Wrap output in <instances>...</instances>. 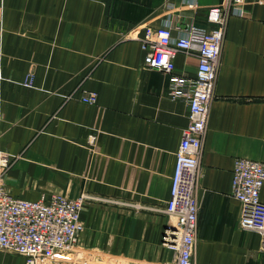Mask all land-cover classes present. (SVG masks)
Returning <instances> with one entry per match:
<instances>
[{
	"label": "crops",
	"instance_id": "obj_1",
	"mask_svg": "<svg viewBox=\"0 0 264 264\" xmlns=\"http://www.w3.org/2000/svg\"><path fill=\"white\" fill-rule=\"evenodd\" d=\"M220 2L0 0V149L11 159L0 190L93 199L62 264H171L163 208L188 106L169 97L164 74L141 69V43L167 24L173 36L211 27L207 10ZM174 63L192 76L198 58L179 53ZM89 92L95 104L81 101ZM202 147L194 263L264 264L231 195L235 158L264 163V0H246L244 15L226 20ZM9 257L0 252V264Z\"/></svg>",
	"mask_w": 264,
	"mask_h": 264
},
{
	"label": "built area",
	"instance_id": "obj_2",
	"mask_svg": "<svg viewBox=\"0 0 264 264\" xmlns=\"http://www.w3.org/2000/svg\"><path fill=\"white\" fill-rule=\"evenodd\" d=\"M246 0H221L207 10L211 27L190 24L183 33L172 35L170 25L159 26L152 38L142 41L141 69L158 71L168 78V95L188 106L189 123L182 130L169 198L163 213L173 222L161 236L162 244L173 252L171 264H195L197 236V203L195 191L201 177L200 159L206 133L208 109L215 86L224 28L229 16L244 15ZM195 54L198 63L194 75L175 72L177 54ZM1 78V68H0ZM33 75L25 77L31 86ZM81 101L95 104L97 95L85 93ZM93 140V137L91 138ZM10 155L0 149V168L7 169ZM264 186V163L235 158L232 169L231 195L239 202V225L256 232L264 250V202L260 192ZM88 200L86 193L75 199L53 195L30 201L12 197L0 190V252L21 256L23 264H62L77 248L85 230L81 210Z\"/></svg>",
	"mask_w": 264,
	"mask_h": 264
},
{
	"label": "rangeland",
	"instance_id": "obj_3",
	"mask_svg": "<svg viewBox=\"0 0 264 264\" xmlns=\"http://www.w3.org/2000/svg\"><path fill=\"white\" fill-rule=\"evenodd\" d=\"M9 257V260L11 261L12 264H14L13 262H16V260L21 261V263L23 264V259L21 256L13 254V253H9V252H1Z\"/></svg>",
	"mask_w": 264,
	"mask_h": 264
}]
</instances>
